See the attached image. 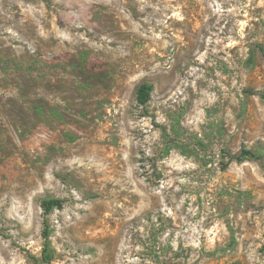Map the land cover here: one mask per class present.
<instances>
[{
    "label": "rangeland",
    "instance_id": "1",
    "mask_svg": "<svg viewBox=\"0 0 264 264\" xmlns=\"http://www.w3.org/2000/svg\"><path fill=\"white\" fill-rule=\"evenodd\" d=\"M263 96L264 0H0V264H264Z\"/></svg>",
    "mask_w": 264,
    "mask_h": 264
},
{
    "label": "trees",
    "instance_id": "2",
    "mask_svg": "<svg viewBox=\"0 0 264 264\" xmlns=\"http://www.w3.org/2000/svg\"><path fill=\"white\" fill-rule=\"evenodd\" d=\"M152 92H153V85L149 83H144L141 86H139L136 92L138 105L142 107H146L150 102ZM244 153L251 154L248 151H244ZM230 159L232 160L233 157H230ZM63 205H64V201L60 199L46 200L43 204L44 213L46 216H48L54 209H62ZM51 234H52V230L50 229L48 221H46L45 228L42 234V237L44 239V246L41 254L42 264H51V262L53 261V253L51 251V242H50Z\"/></svg>",
    "mask_w": 264,
    "mask_h": 264
}]
</instances>
